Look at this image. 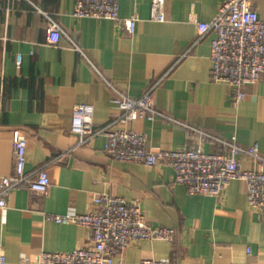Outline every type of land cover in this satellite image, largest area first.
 <instances>
[{"label": "crops", "instance_id": "crops-1", "mask_svg": "<svg viewBox=\"0 0 264 264\" xmlns=\"http://www.w3.org/2000/svg\"><path fill=\"white\" fill-rule=\"evenodd\" d=\"M152 0H121L120 15L138 17L133 33L117 21L72 15L75 0H0V174L15 169L14 141L27 139L26 172L46 169V195L15 189L0 207V255L10 264L24 256L38 264L42 252L72 251L89 243L91 231L57 223L48 215L85 213L96 193L141 205L152 226L173 228L174 242L142 240L114 264H141L146 257L174 264H264V212L249 207L247 184L235 179L219 199L192 194L174 183L169 165L148 166L112 158L106 137L81 145L71 132L75 107H93L94 128L114 122L145 133L149 145L174 150L193 143L187 126L158 119L121 121L114 92L133 98L153 87L152 102L167 115L219 137L236 135L264 153V76L244 87L238 103L225 83L211 80L214 31L199 37L225 0H163L164 20L150 18ZM264 19V0H249ZM61 30L46 41L47 17ZM22 60L17 62V55ZM107 81V82H106ZM222 151L215 141L204 145ZM258 163L241 159V168Z\"/></svg>", "mask_w": 264, "mask_h": 264}, {"label": "built area", "instance_id": "built-area-1", "mask_svg": "<svg viewBox=\"0 0 264 264\" xmlns=\"http://www.w3.org/2000/svg\"><path fill=\"white\" fill-rule=\"evenodd\" d=\"M120 1L75 0L72 15L76 18L111 19L133 33L138 17H122ZM45 15L46 41L53 44L61 28L51 16ZM150 18L154 21L164 20L163 0L151 1ZM198 31V39L209 31L215 32L211 42V80L227 84L236 103L243 100L244 87L264 76V19L259 17L249 0H225L211 21L198 23ZM21 60L18 54L17 62ZM107 84L114 92L113 102L121 111V121L147 118L182 124L194 134V141L174 150L153 147L149 145L145 133L116 128L114 122L118 118L105 127L95 129L93 107L78 104L71 132L78 137L79 144H87L96 136L103 135L106 137L105 151L112 158L152 167L169 165L174 170V183L184 185L192 194H206L220 199L231 181L244 180L249 207L264 212V153L257 144L244 146L238 143L234 134L229 138L219 137L167 115L154 106L153 87L140 97L133 98L109 82ZM210 140L217 142L223 150H206L203 145ZM26 150V137H17L14 141V173L0 174L2 208L6 206V196L15 189L26 188L31 195H46L49 191L50 179L46 169H40L35 175L26 172ZM244 157L257 162L258 168L242 169L241 159ZM90 202L93 208L85 213L69 210L63 214L48 215L57 223L77 224L89 229L92 234L90 242L72 251L42 252L38 264H114V259L136 242L151 240L172 243L175 240V229L152 226L138 203H129L123 197L109 193L93 194ZM0 264H10L4 254L0 255ZM19 264H31V260L24 256ZM141 264L174 263L171 259L146 257Z\"/></svg>", "mask_w": 264, "mask_h": 264}]
</instances>
